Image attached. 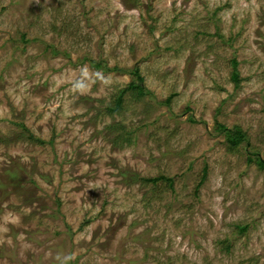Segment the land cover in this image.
<instances>
[{
  "label": "rangeland",
  "instance_id": "1",
  "mask_svg": "<svg viewBox=\"0 0 264 264\" xmlns=\"http://www.w3.org/2000/svg\"><path fill=\"white\" fill-rule=\"evenodd\" d=\"M257 154L264 0H0V264H264Z\"/></svg>",
  "mask_w": 264,
  "mask_h": 264
},
{
  "label": "trees",
  "instance_id": "2",
  "mask_svg": "<svg viewBox=\"0 0 264 264\" xmlns=\"http://www.w3.org/2000/svg\"><path fill=\"white\" fill-rule=\"evenodd\" d=\"M97 65L101 66L100 64H97ZM238 65H239V63L236 60H233L232 79L237 85L240 82V79H239L240 74L238 71ZM133 74L137 78L138 81L132 82L127 89H125L124 91L121 92V94L119 96V100L117 102V109H119L121 107L122 101H123V96L127 92L135 90L140 96H144L145 94H147L145 87L142 85L144 79H143L139 69L135 68L133 71ZM170 102H171V100L169 99L166 103L170 104ZM218 130L220 131V133L226 135V139L232 148L238 147L240 144H242L246 140L248 141L247 135L238 127L235 129H229L224 125H219ZM254 155H256V154L254 153ZM250 161L255 162L260 169L264 170V159L259 157L258 154L255 158H250ZM207 174H208V167H205L203 177H202L197 189H199L204 184V182L206 181V178H207ZM160 179H166V180L170 181L171 183L173 182V179H167V178H163V177ZM160 179H156V180H152V181L157 182ZM243 230H246V228Z\"/></svg>",
  "mask_w": 264,
  "mask_h": 264
},
{
  "label": "clouds",
  "instance_id": "3",
  "mask_svg": "<svg viewBox=\"0 0 264 264\" xmlns=\"http://www.w3.org/2000/svg\"><path fill=\"white\" fill-rule=\"evenodd\" d=\"M81 76L79 79L75 80L72 84V89L74 91L82 92L85 90L88 86V80H87V67H83L80 69ZM99 75V74H97ZM72 260V256L70 254H62L57 256L58 264H70V261Z\"/></svg>",
  "mask_w": 264,
  "mask_h": 264
}]
</instances>
